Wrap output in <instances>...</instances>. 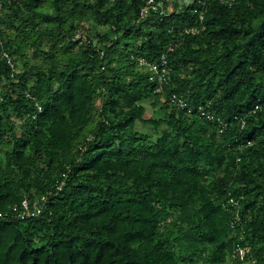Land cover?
Returning <instances> with one entry per match:
<instances>
[{
	"label": "trees",
	"instance_id": "16d2710c",
	"mask_svg": "<svg viewBox=\"0 0 264 264\" xmlns=\"http://www.w3.org/2000/svg\"><path fill=\"white\" fill-rule=\"evenodd\" d=\"M154 2L0 0V264H264V0Z\"/></svg>",
	"mask_w": 264,
	"mask_h": 264
},
{
	"label": "built area",
	"instance_id": "2783aa9c",
	"mask_svg": "<svg viewBox=\"0 0 264 264\" xmlns=\"http://www.w3.org/2000/svg\"><path fill=\"white\" fill-rule=\"evenodd\" d=\"M223 1H227L228 3H232L233 0H223ZM151 8H157V6L155 5L154 0H148V5L146 7H144L141 11V15L144 16L146 15L147 12H149V10ZM192 11L197 14L199 16L200 21H202L205 18V10L204 9H199L198 7H194L192 9ZM205 28L204 25L202 26H190L187 27L185 29V32L191 33V34H196L199 31L203 30ZM77 37H81L79 34ZM174 49V44H171V46L169 47V50H173ZM167 53V52H166ZM163 53L161 58L158 61H150L148 59H146L143 56H135L132 54V57L135 58L138 62L139 65L143 66L144 68H146L149 72V76L151 80L156 81V91H162L164 84L169 80V76L171 73V66L168 64V59H167V54ZM8 61L10 62L12 68L15 70V63L12 61V59L9 57ZM172 101L176 102L177 104H179L181 107H187V102L184 100V98L182 96H179L176 93H172L171 96ZM259 107V104H257V108ZM40 110L41 107L39 106ZM201 108V107H200ZM191 111V109H189ZM43 202H40L39 200H36L33 204V206L31 207L29 201L27 198L23 199L21 207L15 206L14 209L15 211V216L18 218H25V217H29V216H34L36 214H40L42 211H44V206H45V200L47 199V197L44 195L42 196ZM2 213H0L1 215ZM9 214V213H7ZM241 217L239 214H236L235 216V220L232 221V225H235L236 221H240ZM249 249L246 246H237L234 248L232 255L228 257L230 263L232 264L234 260H247L248 259V253ZM252 264H257L256 259H252L251 260ZM228 264V263H226Z\"/></svg>",
	"mask_w": 264,
	"mask_h": 264
},
{
	"label": "rangeland",
	"instance_id": "374dc122",
	"mask_svg": "<svg viewBox=\"0 0 264 264\" xmlns=\"http://www.w3.org/2000/svg\"><path fill=\"white\" fill-rule=\"evenodd\" d=\"M152 114H153V111H152L151 107H148L147 111H146V114H145V117L149 118ZM138 125H139L138 128L140 130L153 131V129L151 127L145 126L142 123H139Z\"/></svg>",
	"mask_w": 264,
	"mask_h": 264
}]
</instances>
